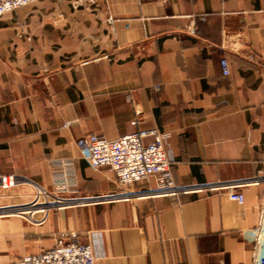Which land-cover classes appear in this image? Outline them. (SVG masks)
Listing matches in <instances>:
<instances>
[{"label":"crops","instance_id":"0c3cea01","mask_svg":"<svg viewBox=\"0 0 264 264\" xmlns=\"http://www.w3.org/2000/svg\"><path fill=\"white\" fill-rule=\"evenodd\" d=\"M149 128L168 134L175 184L233 182L244 203L213 191L106 197L113 170L92 168L76 140ZM5 174L17 182L0 186V264L70 232L95 264H250L264 193V0H39L0 16ZM38 187L47 208L33 206ZM155 187L153 176L129 186Z\"/></svg>","mask_w":264,"mask_h":264},{"label":"built area","instance_id":"2783aa9c","mask_svg":"<svg viewBox=\"0 0 264 264\" xmlns=\"http://www.w3.org/2000/svg\"><path fill=\"white\" fill-rule=\"evenodd\" d=\"M39 0H0V16L18 7ZM223 74L229 73L226 58L219 61ZM166 132L156 128L142 129L109 139L99 133H89L76 140L80 156L96 169L109 167L115 175L116 190L106 197L111 199H130L140 196L170 195L198 191L224 193L229 200L238 204L245 201L244 194L238 190L239 184L233 182L202 183L196 185H177L172 176L170 162L164 151ZM150 138V140H145ZM153 176L156 187L153 189L131 190L129 186L148 180ZM263 180L264 175L255 180ZM17 182L13 174L0 176V186L8 188ZM50 194L38 187L33 206L47 208ZM55 204L61 206L65 199L56 197ZM95 199V198H94ZM251 263L264 264V193L259 206L257 221L252 228ZM96 257L91 244L81 241L77 233H61L50 248L41 252L17 258L13 264H95Z\"/></svg>","mask_w":264,"mask_h":264}]
</instances>
